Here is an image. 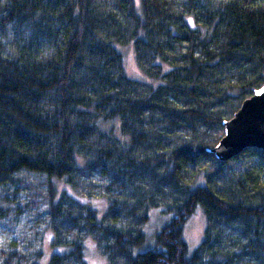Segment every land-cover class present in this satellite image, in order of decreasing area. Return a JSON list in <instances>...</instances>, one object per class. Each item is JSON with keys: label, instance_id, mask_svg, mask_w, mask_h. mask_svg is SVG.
Instances as JSON below:
<instances>
[{"label": "trees", "instance_id": "trees-1", "mask_svg": "<svg viewBox=\"0 0 264 264\" xmlns=\"http://www.w3.org/2000/svg\"><path fill=\"white\" fill-rule=\"evenodd\" d=\"M261 90L264 0H0V264H264V153H212Z\"/></svg>", "mask_w": 264, "mask_h": 264}, {"label": "rangeland", "instance_id": "rangeland-1", "mask_svg": "<svg viewBox=\"0 0 264 264\" xmlns=\"http://www.w3.org/2000/svg\"><path fill=\"white\" fill-rule=\"evenodd\" d=\"M120 52L123 54V62H124V70L126 75L131 79H144V77L141 75L139 70L137 69L135 65V61L133 59L132 50L130 49H119ZM97 207H102V202H96ZM165 216V217H164ZM169 217L164 215L160 210L158 209H152L150 212V221L144 227V233L146 236V247L143 250H146L147 248H151L153 245V238L154 234L162 227L164 224L168 221ZM23 219L19 220L18 225L13 230H6L4 228L0 227V243L5 245L8 242H11L13 239H17L18 236H20V233L26 234V236L30 235L29 227L31 226L30 223L26 224V226H23ZM205 219L204 214L200 208H197L195 212L192 214V216L188 219L186 224L184 225L183 229V239L186 243L188 252H192L196 249L197 245L200 244L202 237H203V229H204ZM52 239V234L49 232L44 244H43V258L40 260V264H48L49 259L51 256L55 253H61L60 250H54L52 246L50 245V240ZM87 255L85 257L86 264H106V261L104 259L102 260L95 254V245L91 241L90 238H87L84 242Z\"/></svg>", "mask_w": 264, "mask_h": 264}, {"label": "water", "instance_id": "water-1", "mask_svg": "<svg viewBox=\"0 0 264 264\" xmlns=\"http://www.w3.org/2000/svg\"><path fill=\"white\" fill-rule=\"evenodd\" d=\"M224 136L212 153L219 161H228L246 151L264 153V90L241 104L231 120L223 123Z\"/></svg>", "mask_w": 264, "mask_h": 264}]
</instances>
